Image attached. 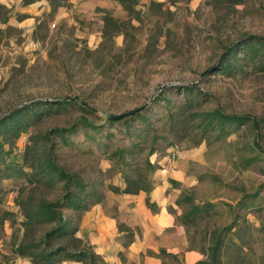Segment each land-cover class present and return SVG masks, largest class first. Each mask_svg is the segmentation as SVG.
Wrapping results in <instances>:
<instances>
[{"label": "rangeland", "instance_id": "rangeland-1", "mask_svg": "<svg viewBox=\"0 0 264 264\" xmlns=\"http://www.w3.org/2000/svg\"><path fill=\"white\" fill-rule=\"evenodd\" d=\"M115 2L63 23L61 35L52 26L13 60L0 51V115L34 100H69L48 104L16 140L26 174L3 181L11 214L0 227V264H41L40 238L54 223L30 214L44 201L63 203L76 226L81 211L67 207L69 198L85 205L126 184L148 188L154 153L167 149L192 175L168 205L189 245L207 259L223 234L222 258L264 264V44L237 48L219 68L228 47L264 36V0ZM30 242L31 255L18 251ZM49 243L87 249L72 234Z\"/></svg>", "mask_w": 264, "mask_h": 264}, {"label": "crops", "instance_id": "crops-1", "mask_svg": "<svg viewBox=\"0 0 264 264\" xmlns=\"http://www.w3.org/2000/svg\"><path fill=\"white\" fill-rule=\"evenodd\" d=\"M113 1L116 3V0H0V51L11 54L13 60L16 54L36 49L52 26L61 35L63 23L75 24L77 16L87 15L96 7H109ZM169 152L167 149L154 153L156 165L147 189L108 190L80 212L74 236L81 238L104 264H167L168 256L178 258V264H195L202 259L200 249L189 246L184 225L168 209L180 188L192 183L186 162L178 157L171 159ZM147 199L154 202L155 209ZM75 261L61 259L60 264ZM19 263L31 261L22 257Z\"/></svg>", "mask_w": 264, "mask_h": 264}, {"label": "trees", "instance_id": "trees-1", "mask_svg": "<svg viewBox=\"0 0 264 264\" xmlns=\"http://www.w3.org/2000/svg\"><path fill=\"white\" fill-rule=\"evenodd\" d=\"M124 7H129L132 5V2L137 0H118ZM259 41L260 43L264 44V36H250L238 43L233 44L232 46L228 47V49L223 54L222 62L220 63L219 68L226 67L227 63H229L231 56L236 53L237 48H246L250 47L252 41ZM186 87H191L187 85ZM69 100H34L29 103L20 104L14 108L9 109L4 114L0 115V227L4 224L6 219L9 218L11 211L4 207L5 196L7 194L8 188L3 184L5 179L11 177L23 178L26 174L25 162L22 158L20 152L16 150V140L17 138L24 133L28 126L30 125V121L34 118H37L38 115L51 103L55 105H60L62 102H67ZM81 107H85L80 104ZM137 111V110H136ZM135 111V112H136ZM134 112V113H135ZM132 113V114H134ZM222 115V114H221ZM223 116V115H222ZM225 117V116H224ZM123 118V117H121ZM118 118V119H121ZM111 121L116 119L110 118ZM139 189H147L146 185H142L139 183L135 184V187L132 189L126 184L123 188L119 189L121 192H132L138 191ZM118 191V188H116ZM69 192L65 193L66 198H68ZM67 201H70L69 206L78 208L80 211L85 209L89 204H80L81 200L69 198ZM97 201V200H96ZM94 202V201H93ZM91 202V203H93ZM148 204L152 208H156L154 202H151L147 199ZM66 207L60 201H44L40 207H37L32 214H40L37 217L41 220V222L47 223H54V225L44 232V234L40 238V244H43L42 252L39 255V258L42 259L41 264H54L55 262L61 259H76V260H83L84 258H88L90 264H95L97 259L100 257L96 255L90 248L85 249H78V250H67L65 246L58 245L56 247L51 248L49 240L54 237L55 235L64 236L67 234L74 235L76 226L71 225L69 219H67L62 211L61 208ZM171 211V210H170ZM29 218V217H28ZM27 219V218H26ZM178 220V218L176 217ZM179 221V220H178ZM181 222V221H179ZM26 223V222H25ZM182 223V222H181ZM183 224V223H182ZM231 226L228 227V229ZM223 234H219L215 241L209 246V253L207 259H199L195 264H248L244 261L237 260V259H230V258H222L221 251L222 246L224 244L222 239ZM229 244H232V239L229 238ZM234 246L238 249H242V245L233 242ZM37 244L35 242L24 243L22 247H18V251L20 253H24L27 249H30L29 255H31V251ZM190 246V245H189ZM193 247V246H190ZM198 248V247H197ZM200 249V248H199ZM64 251L63 256L60 254ZM200 251L204 254V251L200 249ZM101 260V259H100ZM101 263L103 261L101 260Z\"/></svg>", "mask_w": 264, "mask_h": 264}, {"label": "water", "instance_id": "water-1", "mask_svg": "<svg viewBox=\"0 0 264 264\" xmlns=\"http://www.w3.org/2000/svg\"><path fill=\"white\" fill-rule=\"evenodd\" d=\"M136 110L137 109H133V110H130V111H126V112L119 113V114H113V115L110 116V118L118 119V118H121V117L130 115V114L134 113Z\"/></svg>", "mask_w": 264, "mask_h": 264}]
</instances>
